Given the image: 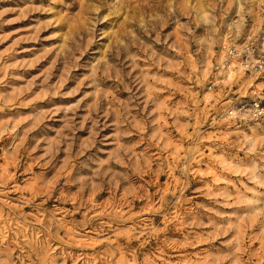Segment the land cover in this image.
Here are the masks:
<instances>
[{
    "label": "clouds",
    "instance_id": "clouds-1",
    "mask_svg": "<svg viewBox=\"0 0 264 264\" xmlns=\"http://www.w3.org/2000/svg\"><path fill=\"white\" fill-rule=\"evenodd\" d=\"M28 11L61 42L30 99L24 73L43 57H21L19 40L0 50V264H264V0ZM60 96L74 99L7 114ZM22 162L55 174L33 172L23 196L9 185ZM61 181L72 207L37 203Z\"/></svg>",
    "mask_w": 264,
    "mask_h": 264
},
{
    "label": "rangeland",
    "instance_id": "rangeland-1",
    "mask_svg": "<svg viewBox=\"0 0 264 264\" xmlns=\"http://www.w3.org/2000/svg\"><path fill=\"white\" fill-rule=\"evenodd\" d=\"M34 2L36 4L43 2L45 5H47L49 3V0H34ZM65 3L70 4L72 3V0H65ZM3 7H11L15 9V11L8 13L3 18V21H0V34H13L11 38L6 41L5 44H0V50L12 44L13 41L19 40L20 43L18 45L17 52L21 57H25L28 59H37L39 57H43L42 59H39V62L36 64L35 68L29 70L27 73H24V75L28 76L30 79L35 78V86L33 88V92L28 94V98L30 99L32 98L34 93L38 94L40 89L43 87L44 77L41 75V73L51 67L53 60L56 59L55 51H49V49H53L54 45H57L61 42L59 39H46L45 37L51 36L53 32L58 31L60 29L50 28L47 31H38L41 23L50 17H48L47 14L40 12H29L28 0H0V8ZM61 27L63 28L64 26L62 25ZM58 69L62 71V65L57 64V67L53 68L52 80L50 81V83L59 82L60 75ZM12 83L20 84L23 82L13 81ZM69 86L70 85H64L61 90L63 91ZM73 99L74 98L64 96L53 97L51 102L49 100L37 99L34 104L28 107L15 108L12 110V112H9L7 114L11 115L12 113L21 112L30 114L33 113L36 109H44L50 107L51 103H55L56 105H65L73 102ZM46 123L51 122L48 121ZM38 133L39 130L37 131V133H33V135H37ZM39 155V150L36 153H33V156ZM3 163V161H0V164ZM28 163L30 164L31 161L29 160ZM40 163L42 164L43 161H41ZM27 167L28 165L22 162L21 166L18 169H9V171L16 172V177L9 181V185H11L12 183H19L22 188L26 189L23 192V196L31 195L29 185L31 183V180L33 179V172L37 174L43 172L45 174V179L47 180H51L55 174V170H50L37 166L32 168L31 171H28ZM0 171H2V169H0ZM61 185H63V181H61L60 184L57 185L56 190L53 191L51 199L45 200L43 197H37V203L40 204L42 202V206L46 208H51L53 205H58L61 208L65 206L72 207L71 204L64 205L61 203ZM12 195L20 196V193H13ZM25 210H28L27 205L25 207ZM57 210H59V208ZM74 214L77 219H84V217L80 213H76L75 210ZM145 215H147V212L145 213ZM260 246L261 242L259 240L251 244V247L255 249H259ZM69 264H71V262H69Z\"/></svg>",
    "mask_w": 264,
    "mask_h": 264
}]
</instances>
